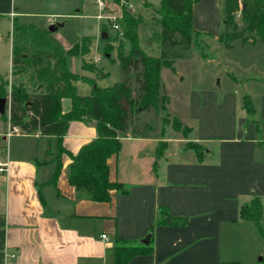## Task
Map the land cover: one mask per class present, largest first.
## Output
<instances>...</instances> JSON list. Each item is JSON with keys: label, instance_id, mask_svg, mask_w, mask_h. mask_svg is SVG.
Returning <instances> with one entry per match:
<instances>
[{"label": "crops", "instance_id": "obj_1", "mask_svg": "<svg viewBox=\"0 0 264 264\" xmlns=\"http://www.w3.org/2000/svg\"><path fill=\"white\" fill-rule=\"evenodd\" d=\"M201 1L192 6L196 30L204 28L195 22ZM205 1V20L215 6L223 14L220 0ZM144 5L150 6V2L144 0ZM91 7L92 13L88 11ZM97 13L94 0H0V14L11 24L17 17L40 28L56 26L51 36L65 49L82 36H90L94 45L103 32L108 37ZM70 18L96 20L89 25L93 33L83 27L74 41L64 42L59 29ZM224 28L223 24L222 31ZM206 30L200 32L209 36ZM70 57L66 61L72 70ZM78 58L80 71H72L80 74L87 70L82 69L84 57ZM106 58L94 56L105 70L104 64L111 63ZM76 87L80 95L91 91L80 81ZM242 91L237 92L231 108L219 110V117L180 118L192 129L190 139L205 148L201 161L185 148L186 139L172 127L165 129L166 147L159 156L161 139L155 136L120 137L119 152L107 159L109 179L123 182L129 192L119 195L112 191L109 202L77 199L67 179V154L61 156L56 185L51 184L55 163L46 151L48 138L38 133L6 137V128L0 123V160L7 162V171L0 173V264H113L115 238L143 239L155 223L159 207H166L170 216L184 222L156 226L152 252L136 255L127 264H255L239 255L242 229L254 237L258 234L255 224L242 220L239 211L253 197L261 200L264 209V89L257 96ZM245 94L255 109L252 115L243 107ZM61 108L68 111L70 99L63 98ZM95 137V122L83 117L70 121L62 145L75 154ZM51 144L54 149V138ZM263 221L264 214L261 224Z\"/></svg>", "mask_w": 264, "mask_h": 264}, {"label": "trees", "instance_id": "obj_2", "mask_svg": "<svg viewBox=\"0 0 264 264\" xmlns=\"http://www.w3.org/2000/svg\"><path fill=\"white\" fill-rule=\"evenodd\" d=\"M198 1L161 0L160 16L156 19L160 27L159 56H150L140 47L137 35L138 21L125 9L124 37L129 40L130 48L126 53L117 52L121 79L110 86H100L91 78L73 72L67 65L68 56H82L88 51L87 44H84L86 37L65 49L51 36L48 29L17 17L12 18L11 76L14 80L7 93L3 77H0V97L9 96L8 103L0 114L6 113L4 120L10 128L18 127L22 133H38L48 138L46 151L48 155H53L51 161L55 163L51 184L56 185L61 170V156L67 154L70 158L67 179L74 187L77 199L109 202L112 191L127 195V185L109 179L107 159L119 152L120 137L126 136L130 118L137 117L150 108L161 109L164 112L162 122L171 125L173 130L186 139L185 148L193 150L198 161L203 159L205 148L190 139L192 129L177 117H170L167 110L170 98L160 79L161 67L172 68L174 63V60L168 59L167 48L181 45L184 49H189L193 39L196 42V36L201 34L192 26V6ZM234 4L235 0L225 1L222 10L225 12V28L217 37V41L227 48L232 47L236 39L242 42L248 39L241 31H236L232 17ZM241 14L247 21V30L254 31L260 39L264 38V0H243ZM252 42L255 40L252 39ZM82 69L89 70L84 60ZM79 81L90 85L91 91L88 95L77 93L76 83ZM132 83L137 86L135 95ZM63 98L71 101V108L65 112L61 108ZM242 100L244 109L252 115L255 109L250 96L245 94ZM83 117L95 122L96 137L73 154L62 145V138L67 133L70 121ZM146 129L151 130L152 126L148 125ZM133 136L140 137L144 134L135 133ZM51 138L55 139L54 149ZM165 147V141L159 140L158 156ZM239 214L242 220L252 221L264 238L261 225L264 209L258 197L242 204ZM183 222L181 218L170 216L166 207H159L155 223L150 226L143 239L115 238L113 264H127L136 255L152 252L156 226Z\"/></svg>", "mask_w": 264, "mask_h": 264}, {"label": "rangeland", "instance_id": "obj_3", "mask_svg": "<svg viewBox=\"0 0 264 264\" xmlns=\"http://www.w3.org/2000/svg\"><path fill=\"white\" fill-rule=\"evenodd\" d=\"M128 1L133 8L131 15L138 21L137 35L140 47L150 56H159L158 33L160 27L156 19L160 16L159 6L161 0H147L150 2V6L147 7L144 5V0ZM225 1L220 0L222 10ZM205 2V0H202L197 5L195 22L196 25H203L205 29H208L206 32L210 35L206 36L201 33L196 36V42H199V44L193 39L189 49H184L181 45L167 48L168 59L174 60L173 69L166 66H162V70L160 69L161 83L163 82L166 94L170 97L167 110L170 117L172 115L176 116L180 121L181 117L184 119H186L185 117L190 119L198 117L200 120L207 114L212 115L213 118L219 117L220 109L231 108L230 105L235 103L238 91L243 90L242 93H244V90L249 91L257 96L264 89V43H260V41L264 42V38L260 39L254 31L247 30V21L243 19L241 14L243 0H235L232 17L236 31H241L248 39L246 42L237 39L233 42V47L230 48L217 41L218 35L224 32L222 26L225 12L222 14L218 6H215L209 19L205 20L206 14L203 8ZM58 6L57 8H60V5ZM44 7L45 5L41 8ZM88 11L92 13L94 10L91 7ZM101 21L105 25L108 37L99 36L95 45L92 43L90 36H82L79 40L81 42V39L86 37L84 44H87L88 51L82 56L89 69L81 72L80 75L91 78L100 86H110L121 79L119 62H115V60H118L117 52L126 53L130 48V42L125 37L118 39L110 30L108 23L104 20ZM92 22L95 23L96 20L70 18L67 19L65 26L59 29V33L62 35L64 42L70 43L76 39L78 33L83 31V27L88 33H93L92 28L89 27ZM120 25L125 28V21L120 22ZM204 28H200L199 31H204ZM10 30L11 22H9L8 17L0 14V77H3L7 93L14 80L10 73ZM228 30L231 31L230 28ZM252 39L255 42H252ZM61 46L64 47L62 44ZM95 55L105 60L108 57L111 63H103L108 72L95 62ZM78 56L81 55L69 58V66L72 70L75 69L76 72L80 71ZM17 79L19 80V78ZM235 80L238 82H234ZM80 83L84 86H90L85 82L80 81ZM132 89L133 95H135L137 93L135 83H132ZM6 99L9 100L8 95ZM158 110L150 108L137 117L132 116L126 134L131 136L135 133L152 135L163 140L166 137V133L163 131L171 125L162 122L164 112L161 109L159 112ZM5 114V112L3 115L0 114V123L6 128L7 132L9 125L5 123ZM221 119L223 120V118ZM148 125L152 126L151 130L146 129ZM261 225L264 229V221ZM255 234L256 237L253 236L252 232L249 233L247 230L242 229L243 244L240 247L239 255L243 261H246L244 258H247L248 261L254 260L255 264H264V238L259 231L258 234Z\"/></svg>", "mask_w": 264, "mask_h": 264}, {"label": "built area", "instance_id": "obj_4", "mask_svg": "<svg viewBox=\"0 0 264 264\" xmlns=\"http://www.w3.org/2000/svg\"><path fill=\"white\" fill-rule=\"evenodd\" d=\"M98 13L96 18L104 20L108 23L110 30L118 38H124L125 28L120 25V22L124 21V10H130L132 8L131 3L128 0H94ZM22 133L18 127H8L6 136L12 134ZM7 171V162L0 160V173ZM102 238H106L105 234H101Z\"/></svg>", "mask_w": 264, "mask_h": 264}, {"label": "water", "instance_id": "obj_5", "mask_svg": "<svg viewBox=\"0 0 264 264\" xmlns=\"http://www.w3.org/2000/svg\"><path fill=\"white\" fill-rule=\"evenodd\" d=\"M56 29V26L50 25L48 26V30L53 32ZM102 36H106V32H103ZM8 103V100L4 97H0V113H2L5 109V104Z\"/></svg>", "mask_w": 264, "mask_h": 264}]
</instances>
